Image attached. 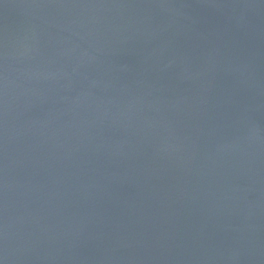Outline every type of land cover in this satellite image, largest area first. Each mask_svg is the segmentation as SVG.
I'll return each mask as SVG.
<instances>
[{"label":"water","instance_id":"1","mask_svg":"<svg viewBox=\"0 0 264 264\" xmlns=\"http://www.w3.org/2000/svg\"><path fill=\"white\" fill-rule=\"evenodd\" d=\"M0 264H264V0H0Z\"/></svg>","mask_w":264,"mask_h":264}]
</instances>
